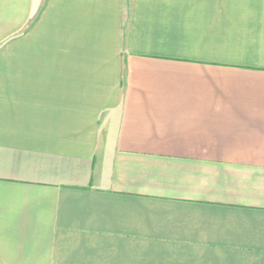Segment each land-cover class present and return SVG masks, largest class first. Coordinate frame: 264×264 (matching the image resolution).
<instances>
[{
  "label": "crops",
  "instance_id": "crops-1",
  "mask_svg": "<svg viewBox=\"0 0 264 264\" xmlns=\"http://www.w3.org/2000/svg\"><path fill=\"white\" fill-rule=\"evenodd\" d=\"M0 264H264V0H0Z\"/></svg>",
  "mask_w": 264,
  "mask_h": 264
}]
</instances>
